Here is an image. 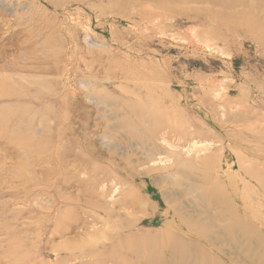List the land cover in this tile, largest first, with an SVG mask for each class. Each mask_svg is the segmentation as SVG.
Here are the masks:
<instances>
[{
  "label": "rangeland",
  "instance_id": "obj_1",
  "mask_svg": "<svg viewBox=\"0 0 264 264\" xmlns=\"http://www.w3.org/2000/svg\"><path fill=\"white\" fill-rule=\"evenodd\" d=\"M135 76L153 83L144 99L163 98L187 131L198 128L170 149L201 163L197 176L223 178L231 195L237 186L238 203L248 192L247 203L264 206V0H0V264L149 263L126 246L112 261L100 254L125 235L118 226L126 220L138 233L149 215L145 228H165L162 195L172 186L157 178L173 160L150 163L156 169L146 174L148 166L132 170L110 154L102 135L114 122L98 116L81 83L93 79L96 90L122 98L118 85L131 87ZM65 145L70 153L57 159ZM79 146L101 168L77 175L86 191L71 176ZM130 187L147 202L142 210ZM254 222L264 236L263 220ZM214 242L213 264H249L244 250Z\"/></svg>",
  "mask_w": 264,
  "mask_h": 264
},
{
  "label": "bare ground",
  "instance_id": "obj_2",
  "mask_svg": "<svg viewBox=\"0 0 264 264\" xmlns=\"http://www.w3.org/2000/svg\"><path fill=\"white\" fill-rule=\"evenodd\" d=\"M128 82L131 83V87H129L130 85H118V87H122L124 94H127H122V98H120L111 97L104 94L102 90H96V86H102L98 81L93 79L81 80L85 88V98L95 105L99 111L98 116L101 115L99 116L101 118L107 117L114 122L108 128V131L112 132L113 135H110L109 132L102 135V142L105 143L104 146L108 148L110 154L118 155L123 160L126 158L125 160L129 166L131 164L132 170L133 166L138 169H144L143 167L148 166L144 170L146 174L156 169L150 167V163L173 160L172 165L162 168L167 173L158 178L156 177L158 184L169 183L172 186L170 192L164 190L162 195V199L167 204L166 211H170L169 213L165 211V218L169 216V219H166V226L163 230L147 229L144 226H151L153 217L152 215L147 216L144 212L145 216L149 217L148 220L150 221L148 223L150 224L143 223L140 226L139 230L143 233L136 231L135 225L137 223H129L130 220H126L124 224L118 226V230L125 232V235L122 233L125 237L121 234L109 246L110 251L107 254L101 253L100 256L112 261L116 255L121 256L120 250L126 246L132 248L137 257L148 260L149 263L147 264H213L212 262L216 257L214 253L216 254L218 250L214 240H217L220 243L226 242L234 248L244 250V254L248 256L247 263L264 264V236L256 230L254 224L255 220L259 223L262 220L264 222V206L261 201L254 200V206L253 203H247L245 198L252 199V196L247 192L245 197L242 196L244 194L240 195V203H238L237 186L233 185V198L227 190L228 182L223 178L210 176L206 171L203 172L202 177L197 176L196 173L202 171L199 168L201 163L195 164L190 160H184L180 152L170 148L179 147V140L184 138V135H194V138H197L198 128L195 126L194 130L187 131L191 125H186L187 120L179 118L176 108L173 111L170 106L166 105L163 98L161 100L152 97L144 99L141 92L153 84L144 77L135 76ZM38 83L44 85L42 81ZM38 88L37 92L40 93L42 88ZM35 113L37 112L32 109L26 110L24 108V115L34 116ZM191 140L194 144L198 142L193 138ZM198 150L201 151V148H198ZM55 151L57 159L70 153L68 145H65L61 151L58 148ZM78 152L81 153H75L72 156L75 159L79 158V163L75 165L77 171L75 173L71 172V176H76L75 180L83 188L85 181L77 177L79 172L95 175L100 172L101 168L93 166L89 158L82 155L85 152L83 146L78 147ZM132 156L134 158L133 162H135L134 165L130 160ZM65 158L67 159V156ZM66 159L60 161L57 167L60 170L58 173L63 171ZM180 164H185L188 169H183ZM226 166L228 167V165ZM104 176L107 180L110 177L114 180V175L110 173H106ZM192 177H196L198 182H193ZM184 179L189 181L183 182ZM257 180L262 181L264 179L263 177H257ZM251 184L252 182L248 181L242 182V193L249 189ZM229 186L231 185L229 184ZM81 188L79 190L83 193ZM260 188L264 189V181L260 182ZM91 190H93L92 186ZM132 191L133 188L130 187L128 192L132 193ZM183 196L196 198L197 205L192 202L194 205L179 206L176 201ZM132 203L139 210L147 206V202H142L137 193H134ZM203 214L205 215L203 216ZM260 217H262L261 221ZM245 242L249 246L251 244L256 246L257 251L251 246L250 248L244 247L243 243ZM213 246L215 247L211 248ZM102 257L97 258L96 255L95 262L103 261L104 258ZM73 258L76 259L77 257L74 256Z\"/></svg>",
  "mask_w": 264,
  "mask_h": 264
}]
</instances>
